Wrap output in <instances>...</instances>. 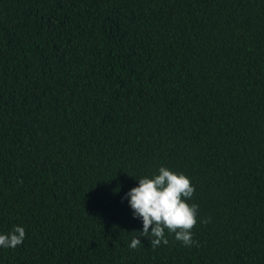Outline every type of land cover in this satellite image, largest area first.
<instances>
[{
  "label": "trees",
  "instance_id": "16d2710c",
  "mask_svg": "<svg viewBox=\"0 0 264 264\" xmlns=\"http://www.w3.org/2000/svg\"><path fill=\"white\" fill-rule=\"evenodd\" d=\"M161 166L195 187L191 247L154 250L125 198ZM15 226L0 264H264V0H0Z\"/></svg>",
  "mask_w": 264,
  "mask_h": 264
},
{
  "label": "clouds",
  "instance_id": "9594fccd",
  "mask_svg": "<svg viewBox=\"0 0 264 264\" xmlns=\"http://www.w3.org/2000/svg\"><path fill=\"white\" fill-rule=\"evenodd\" d=\"M138 180V186L132 188L125 198L130 197L134 218L142 219L143 231L139 232L140 236L148 237L154 250L161 244L169 243L166 231L174 234L175 239L185 246L198 244L193 239L192 230L199 222V206L188 202L195 193L191 179L161 166L158 174ZM208 222L203 221L205 224ZM25 238V229L15 226L10 233L0 234V247L14 249L22 245ZM141 244V238L133 236L129 247L137 249Z\"/></svg>",
  "mask_w": 264,
  "mask_h": 264
}]
</instances>
